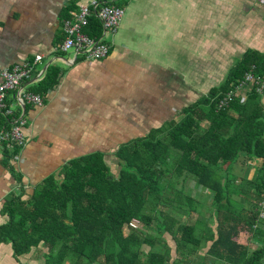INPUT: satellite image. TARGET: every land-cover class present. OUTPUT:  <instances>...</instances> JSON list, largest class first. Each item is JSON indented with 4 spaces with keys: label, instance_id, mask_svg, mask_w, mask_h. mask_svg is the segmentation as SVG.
I'll list each match as a JSON object with an SVG mask.
<instances>
[{
    "label": "trees",
    "instance_id": "1",
    "mask_svg": "<svg viewBox=\"0 0 264 264\" xmlns=\"http://www.w3.org/2000/svg\"><path fill=\"white\" fill-rule=\"evenodd\" d=\"M100 1L101 5L124 8L119 5L121 0ZM77 10V4L65 10L62 28ZM84 32L92 39L102 38L103 28L95 14ZM113 50L111 44L108 56L100 60L109 58ZM249 76L254 81L237 89ZM61 78L60 69L52 66L45 78L29 89L41 95L45 104ZM263 85L264 52L246 51L226 80L185 108L179 122L123 144L112 155L95 152L76 157L31 192L21 189L12 193L0 208V215L7 220L0 225V246L12 245L18 264H32L36 253L43 256L37 264H192L203 251H218L227 227L239 220L249 223L253 237L264 242V231L258 228L264 225L260 219L264 196ZM228 95L232 100L223 102ZM31 107L35 106L26 108L27 125ZM10 126V118L0 113V131ZM26 143L14 152L0 149V159L19 181L15 163ZM105 156L115 162L117 173ZM190 179L214 194L218 212L204 217L211 219L217 214L214 228L210 220L202 228L196 223L203 209L184 194ZM170 241L176 247L175 260ZM263 260L264 244L240 263L264 264Z\"/></svg>",
    "mask_w": 264,
    "mask_h": 264
},
{
    "label": "crops",
    "instance_id": "2",
    "mask_svg": "<svg viewBox=\"0 0 264 264\" xmlns=\"http://www.w3.org/2000/svg\"><path fill=\"white\" fill-rule=\"evenodd\" d=\"M121 1L126 16L119 33L109 38L113 53L103 60H84L73 50L59 51L64 12L78 2L0 0V73L40 56L30 88L52 66L62 73L44 106L28 110L27 143L15 163L21 181L0 159V208L12 193L31 192L76 157L112 155L123 144L179 122L185 108L216 87L204 88L205 55L220 56L228 42L242 53L251 50L237 30L247 32L257 48L264 45V28L253 29L249 9L259 5L264 13V0ZM263 213L264 196L261 220ZM6 221L0 215V225ZM257 227L264 231V225ZM263 244L253 237L252 226L239 220L227 227L218 251H203L192 264H241ZM13 251L12 245H1L0 264H18Z\"/></svg>",
    "mask_w": 264,
    "mask_h": 264
},
{
    "label": "built area",
    "instance_id": "3",
    "mask_svg": "<svg viewBox=\"0 0 264 264\" xmlns=\"http://www.w3.org/2000/svg\"><path fill=\"white\" fill-rule=\"evenodd\" d=\"M78 2V10L71 19H67L63 26L65 39L59 47L60 52H68L73 50L77 56H84L86 60H100L108 56L111 48V42L108 38L119 33L123 20L126 15L124 8L115 5H101L100 0H89L83 3V0H74ZM95 14L103 28V36L96 40L90 38L84 28L88 25L89 18ZM43 58L40 56L35 60L34 64L20 63L12 68L1 71L0 83V113L8 116L11 121L9 128L0 131V149L14 152L17 146H24L25 127L27 120L25 118L26 108L28 105L42 107L44 98L32 92L27 85L28 81L35 74V67ZM44 76L40 77V80ZM248 81H254L252 76L246 78L237 89L245 87ZM264 90V85L260 88ZM13 96V101L11 100ZM223 102L231 101V95H228ZM21 113V115H17ZM24 112V113H23ZM264 219V213L261 214Z\"/></svg>",
    "mask_w": 264,
    "mask_h": 264
},
{
    "label": "rangeland",
    "instance_id": "4",
    "mask_svg": "<svg viewBox=\"0 0 264 264\" xmlns=\"http://www.w3.org/2000/svg\"><path fill=\"white\" fill-rule=\"evenodd\" d=\"M121 5H124V3L121 1L120 2ZM250 11L251 14L250 16L253 18L252 20V25H253V29L261 26L262 28H264V22L260 23L257 22L259 18H263L264 17V13L262 12L261 8V12L260 11V6L259 5H255L253 4L252 6H250ZM256 30H253V33ZM237 35L243 37V39H241V41L246 45V47L251 50H257V51H261L264 52V45L262 47L257 48L256 45L254 44V42L252 41L253 39L249 38L251 37L247 32H239L237 30ZM253 37L259 39V36L257 35H253ZM262 40L264 39V37H261ZM241 48L236 45L235 43L232 42H228L227 45H225L224 48H221V55H217V54H213L211 53L210 56L205 55V59L208 60L204 63H206V69L204 71V88L206 89H210L213 86H219L221 85L227 78L229 70L235 66V64L237 63V61H239V59L243 56L244 53L240 52ZM73 51L70 50V53H72ZM189 67H191V64L189 63ZM208 71V72H206ZM108 165L112 166L113 168V172L117 173L119 169H117V166L115 164V162L111 163V159L108 158L107 160ZM188 191H186V193H184L187 196H190L191 198L195 199L197 202V207L198 209L201 208V210L203 209V213L201 216H198L197 219H200L199 221H197V225L202 228L203 226L206 225V223L210 222V227L214 228L215 226H217V214L213 217H211V219H204V217L208 216V212H213V211H217L216 208H214V194L206 189H203L201 187H199L197 185V183L194 181V179H190L189 183H188ZM172 192V191H171ZM200 202H199V201ZM199 202V203H198ZM162 210L168 211L169 209H166L165 207H161ZM188 209V208H186ZM185 214L184 211H181ZM186 217H183V221L186 222L187 220L185 219ZM136 227V224L133 225ZM164 237H168V236H164ZM167 239V238H166ZM169 245L172 248H175V250L173 251V256L172 258L175 260L177 258L176 255V247L173 244L172 241H170ZM146 249H148L146 247ZM172 254V253H171ZM43 257L41 254H34L31 257V263L32 264H37L38 260H40V258ZM34 260V261H33Z\"/></svg>",
    "mask_w": 264,
    "mask_h": 264
}]
</instances>
